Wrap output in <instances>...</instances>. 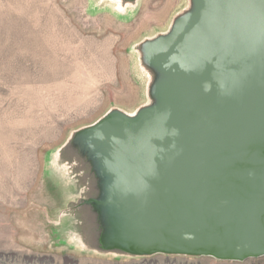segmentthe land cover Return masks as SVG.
<instances>
[{
    "label": "rangeland",
    "instance_id": "374dc122",
    "mask_svg": "<svg viewBox=\"0 0 264 264\" xmlns=\"http://www.w3.org/2000/svg\"><path fill=\"white\" fill-rule=\"evenodd\" d=\"M196 9V0H0V264H264L127 250L129 209L113 194L128 159L111 132L179 94L171 62L150 49ZM253 98L242 107L250 114L263 103ZM253 130L264 131L262 119Z\"/></svg>",
    "mask_w": 264,
    "mask_h": 264
},
{
    "label": "water",
    "instance_id": "95a60500",
    "mask_svg": "<svg viewBox=\"0 0 264 264\" xmlns=\"http://www.w3.org/2000/svg\"><path fill=\"white\" fill-rule=\"evenodd\" d=\"M196 6L148 48L171 62L179 94L165 111L115 121L128 160L113 195L129 209L128 252L242 262L264 256V131L253 130L264 122V0ZM253 97L263 103L250 114L242 107ZM229 106L237 118H223Z\"/></svg>",
    "mask_w": 264,
    "mask_h": 264
}]
</instances>
